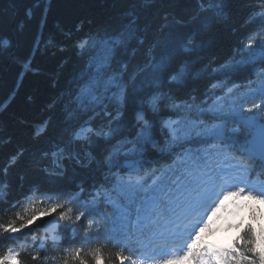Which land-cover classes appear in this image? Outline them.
I'll return each mask as SVG.
<instances>
[{
	"label": "trees",
	"instance_id": "trees-1",
	"mask_svg": "<svg viewBox=\"0 0 264 264\" xmlns=\"http://www.w3.org/2000/svg\"><path fill=\"white\" fill-rule=\"evenodd\" d=\"M259 103L264 0H0V224L19 226L34 211L57 218L61 235L39 251L42 229L25 245L0 229V256L16 249L21 264H80L72 253L83 249L97 264L87 253L99 248V264H120V251L141 264L145 235L110 229L113 206L133 215L159 190L155 176L171 190L194 175L181 157L206 151L218 130V145L246 147L251 133L236 121ZM168 118L185 137L170 134ZM247 225L264 231L258 209L241 236Z\"/></svg>",
	"mask_w": 264,
	"mask_h": 264
},
{
	"label": "snow or ice",
	"instance_id": "snow-or-ice-1",
	"mask_svg": "<svg viewBox=\"0 0 264 264\" xmlns=\"http://www.w3.org/2000/svg\"><path fill=\"white\" fill-rule=\"evenodd\" d=\"M255 43L254 40L249 41V45ZM116 78L113 77L107 81L105 87L115 83ZM254 107H259L255 105ZM252 109H249L251 111ZM175 135V132L173 133ZM252 158L251 155L249 157ZM261 158L264 159V146L261 149ZM223 194V199H220V194ZM244 194V188L238 187L236 191L231 188L225 189L221 187L220 192L217 193L208 184L200 185L190 189L188 196L183 201L174 202V206H166L167 212H161L154 222L157 225V231H159L160 220L163 218L166 222L163 227L168 229L169 232L174 236L176 240L182 237L179 235L181 231H186L187 236L185 239L184 248L182 249V255H171L165 253L156 264H182L183 261L191 260L192 264H264V231L257 236V233L252 225L246 226V231L242 236L235 241L236 247L229 249H217V248H199V244L202 238V233L209 229L212 225L213 218L217 217V213L221 209H225V201L233 196H241ZM248 197L256 199L259 198L264 203V190H261L257 195L253 194V189H249L247 193ZM63 205H55L52 210L56 207H62ZM237 209H240L241 205H236ZM47 211V210H45ZM71 211V209H69ZM23 221L17 226L15 221L9 222L7 225L0 224V229L7 233H17L26 228L29 224L33 223L35 219V212L17 217ZM61 219L69 218L67 213L62 214ZM79 219V217H77ZM91 227V226H90ZM8 239H17L15 236L8 237ZM243 244V249L240 245ZM83 249H78L72 253L73 260H79L80 264H86V261L81 259V253ZM246 253H251L254 259H249ZM88 255L93 258L99 264L102 257L100 256V249L96 248L90 250ZM117 257L121 260L122 264L124 260H128L129 257L123 254V251L116 253ZM20 256L18 251L9 249L7 253L0 256V264H9V262L17 261ZM35 258V257H34ZM64 264H68L65 260Z\"/></svg>",
	"mask_w": 264,
	"mask_h": 264
},
{
	"label": "rangeland",
	"instance_id": "rangeland-1",
	"mask_svg": "<svg viewBox=\"0 0 264 264\" xmlns=\"http://www.w3.org/2000/svg\"><path fill=\"white\" fill-rule=\"evenodd\" d=\"M229 92V91H228ZM216 102L219 104L218 109H227L228 106H224V101L221 96H219L216 99ZM256 114L264 118V109L259 107L258 109H255ZM260 122L258 121L256 117V126ZM166 128L174 137H179L178 133V127H177V120L175 119H169L165 123ZM175 132V135L173 134ZM79 136H84V131L79 132ZM245 155V160H254L257 158L255 154L250 150L246 149L243 150ZM203 159V160H202ZM203 161L204 167L201 169V173L205 170H208V174L212 170L221 169L222 166L224 167V171L228 172L233 171V173L230 175L233 179V183H237L240 187L241 186H253L254 188H259L264 190V181L259 179V171L255 168L250 169L249 164L246 162H225L222 160V153L218 151H208L206 155H204L203 158L199 159L198 157L193 156L192 153L186 152L182 156V161H184L186 164H191L193 167L195 165H198L200 161ZM199 167V166H198ZM252 172V175H251ZM200 173V174H201ZM212 174V173H211ZM220 176V173H218ZM251 175V176H248ZM128 179L139 180L138 177L134 174V171H131L127 174ZM158 177L154 179V181L158 182ZM202 180V179H201ZM212 181L210 180V183ZM212 184V183H211ZM211 186V185H210ZM176 198L180 197L182 194L186 192V188L183 186H178L176 190H174ZM157 202V195L152 194L149 199H144L141 203L138 204V207L136 209V212L133 216H130L126 213V211L123 208L120 207H114L109 214V228L114 231H120L122 233L127 232H136L142 230L147 223L149 222V219L152 218V210L153 207L156 205ZM225 204H229V207H227V211L225 212V217L223 221L218 225L219 230L221 231V235H224L220 238V240H224V245L226 246V249L233 248L234 242L238 238V230L237 228L240 227L241 224H243L245 221L249 220V212L252 205L248 201L247 198L242 197L238 203H231V200H227ZM236 205H241L242 207L240 209H237ZM263 213H264V207L261 206ZM48 215H40L36 216L33 220V223L29 224L26 228L22 229V231L17 233H11V237L15 236L17 239H14V241H17L21 245L27 244V239L30 238L32 232L37 229H44L45 233L48 235H51L52 233H55V227L57 225L56 218L47 219ZM215 218H213L214 220ZM44 221V222H43ZM42 222L44 226L42 225ZM46 234H44L43 237H46ZM42 237V238H43ZM56 236H51L52 239H56ZM219 240V239H218ZM159 242V241H158ZM210 249L213 247L211 246L213 243L212 241H209ZM44 248V245L39 242L37 245V249L41 250ZM13 251H17L16 249H12ZM154 252H151L150 249H146L143 251L142 254H140V259L142 260L143 264H153L151 259L153 254H161L164 255L165 253H168L167 250L160 249V247H155L153 250ZM40 257V255H35V260H37ZM185 262V261H183ZM9 264H21L19 258H17V261L15 262H9Z\"/></svg>",
	"mask_w": 264,
	"mask_h": 264
},
{
	"label": "water",
	"instance_id": "water-1",
	"mask_svg": "<svg viewBox=\"0 0 264 264\" xmlns=\"http://www.w3.org/2000/svg\"><path fill=\"white\" fill-rule=\"evenodd\" d=\"M248 127H253L255 124L254 118H247L243 120ZM250 145L261 155L262 146H264V125L255 129V132L250 140ZM264 160V159H263ZM127 168L132 166V163L126 164Z\"/></svg>",
	"mask_w": 264,
	"mask_h": 264
},
{
	"label": "bare ground",
	"instance_id": "bare-ground-1",
	"mask_svg": "<svg viewBox=\"0 0 264 264\" xmlns=\"http://www.w3.org/2000/svg\"><path fill=\"white\" fill-rule=\"evenodd\" d=\"M223 237V236H222Z\"/></svg>",
	"mask_w": 264,
	"mask_h": 264
}]
</instances>
